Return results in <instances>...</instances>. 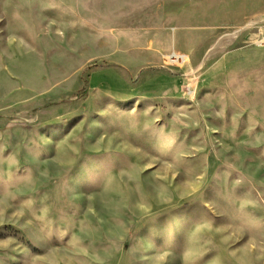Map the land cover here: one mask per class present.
Listing matches in <instances>:
<instances>
[{
  "label": "rangeland",
  "instance_id": "obj_1",
  "mask_svg": "<svg viewBox=\"0 0 264 264\" xmlns=\"http://www.w3.org/2000/svg\"><path fill=\"white\" fill-rule=\"evenodd\" d=\"M244 1L0 0V264H264Z\"/></svg>",
  "mask_w": 264,
  "mask_h": 264
},
{
  "label": "crops",
  "instance_id": "obj_2",
  "mask_svg": "<svg viewBox=\"0 0 264 264\" xmlns=\"http://www.w3.org/2000/svg\"><path fill=\"white\" fill-rule=\"evenodd\" d=\"M217 1V6L218 3L220 2V0H216ZM250 0H245V4L248 2L249 3ZM166 3L169 2L171 3L172 6H179L181 4H186V5H190V7H185V8H190V10L192 11H199L201 12V15L203 14L202 12L204 11H208V10H213V6L208 7V0H124V4L128 3L130 5H141L144 3ZM230 4V2H227ZM241 0H231V4H232V11L233 13L235 12L234 8L236 6V4H240ZM247 5V4H246ZM217 10H219V7L216 8ZM249 9V8H248ZM224 11V8H222V12ZM232 13V14H233ZM235 16V14L233 15Z\"/></svg>",
  "mask_w": 264,
  "mask_h": 264
}]
</instances>
